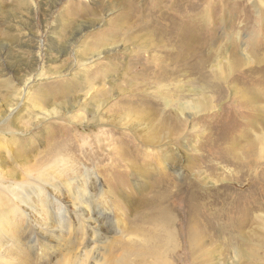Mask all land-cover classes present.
Wrapping results in <instances>:
<instances>
[{"label": "rangeland", "instance_id": "374dc122", "mask_svg": "<svg viewBox=\"0 0 264 264\" xmlns=\"http://www.w3.org/2000/svg\"><path fill=\"white\" fill-rule=\"evenodd\" d=\"M0 131L64 158L63 240L31 197L5 264H264V0H0Z\"/></svg>", "mask_w": 264, "mask_h": 264}, {"label": "bare ground", "instance_id": "6f19581e", "mask_svg": "<svg viewBox=\"0 0 264 264\" xmlns=\"http://www.w3.org/2000/svg\"><path fill=\"white\" fill-rule=\"evenodd\" d=\"M44 95L45 97L41 98V100H39L36 103V106H38L40 110L38 109L36 112L32 113L30 116V119L32 122L46 119V118L52 117L55 114H57V111L55 108H47V109L40 108L41 107L40 103H45V104L47 103V105H51V102L50 103L48 102L49 99L46 93H44ZM73 100L74 99L68 100L67 104L68 105H70L71 103L73 104L74 102ZM5 103H6L5 106H7L8 105L7 102ZM8 103H10V107H12V111L15 110L16 112L19 105L23 104L24 102L22 100H19L15 103H12L9 100ZM97 104L98 105L95 104L94 105L95 108H93L95 110L94 113L96 116H97V110L99 109V106H100V102ZM59 106L62 107V104L61 105L59 104ZM187 107L190 109L197 110L199 105L192 104V105H188ZM64 110L66 111L67 109H64ZM60 127L61 126L58 125L55 131L61 130ZM12 134L13 133L10 131H0V147L8 148V146L11 145L10 141L8 140L11 139L9 138V135L12 137ZM16 135L21 136L20 132L14 133L13 138H12L13 140H16ZM24 150L26 151V149ZM61 152L62 151H60V149L58 148L55 149L54 151L52 149V151L45 153L44 155L45 158L41 157V159L37 161L35 165L27 166L26 168H23V165L27 163L26 162L27 160L24 159L22 161L23 163H20V166H22L21 169L23 170L22 175H20L19 172L16 171V169H12V168H11V171L8 172L10 168H8V170L5 169L6 167L5 161L3 157L1 156V159H0V165H1L0 166V247H2L3 245H5V247H8L9 245L6 246L8 241L11 244H14L15 246H18L19 243H21L19 229L21 228L20 221L23 219L25 215L24 214L25 209H23V207L28 208L29 207L28 205H31L32 203L30 200L31 197L37 199V206L40 208V212L42 214L41 215V219L43 220L42 226H44V230H46V231L44 230L43 231L45 233L47 232L50 235L57 233L55 237H58L61 240H63L62 231L66 228V226H64L63 224V223H66L65 205L64 203H61L60 198L52 197L51 196L52 193L50 191V190L56 191L60 194L61 187L64 186V182H62L59 179V177L62 175V172H63V170L59 169V166L61 162H64V158L61 155ZM137 175L140 176L142 175V173H138ZM68 183H70V181H68ZM139 185L140 184L136 186L138 190H140ZM86 191L87 190L85 187H81V188H78V190L74 193V195L80 196L79 199L82 200V203L78 204V205H82V207L81 208L77 207L78 209L77 211L80 212L78 216L82 218L83 217L85 218V215L83 214H85L86 210L89 209L91 205H93L95 202V199L90 200V197L86 196L87 195ZM128 197L125 196L124 198L129 201L130 197L129 198ZM50 199L53 202H55L54 207ZM49 213L51 214L50 223L48 222ZM87 214H89V211L87 212ZM162 216L157 215L156 218H153V220L159 223V225L161 226L160 227L161 229L166 230L169 218L167 216L165 217H162ZM87 217L88 219H92L91 216H87ZM94 230L98 232L100 229L98 227H95ZM167 243H168V240L166 241L164 240L163 245L167 246ZM89 249H92V248H89ZM152 253H154L155 256L159 255L160 252L158 250V247L154 249V252L152 251ZM8 254L11 255L13 254V252H9ZM82 255L83 257L85 256L84 253H80L79 258L80 257L82 258ZM6 256L7 254H0V264H5L4 260ZM9 257L12 258L11 256ZM157 264H162V263L159 262Z\"/></svg>", "mask_w": 264, "mask_h": 264}]
</instances>
